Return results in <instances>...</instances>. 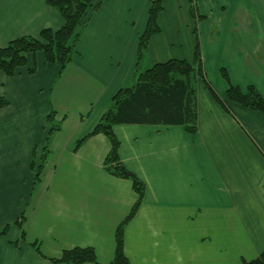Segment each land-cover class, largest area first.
<instances>
[{
	"label": "crops",
	"instance_id": "0c3cea01",
	"mask_svg": "<svg viewBox=\"0 0 264 264\" xmlns=\"http://www.w3.org/2000/svg\"><path fill=\"white\" fill-rule=\"evenodd\" d=\"M149 3L102 0L61 74L40 52L13 77L0 74V229L10 226L0 264H55L76 248L93 250L85 264L112 263L137 197L130 180L105 171L108 139L84 138L138 73L192 64L196 47L205 82L195 80V134L113 126L120 162L145 187L123 252L129 264H242L264 252V113L225 97L229 85L252 86L264 99V0H163L137 65ZM62 25L46 0H0V48ZM50 114L57 130L47 141ZM22 215L23 239L13 225Z\"/></svg>",
	"mask_w": 264,
	"mask_h": 264
},
{
	"label": "trees",
	"instance_id": "16d2710c",
	"mask_svg": "<svg viewBox=\"0 0 264 264\" xmlns=\"http://www.w3.org/2000/svg\"><path fill=\"white\" fill-rule=\"evenodd\" d=\"M162 1L150 0L146 29L138 42L137 65H139L147 49L149 40L159 31L156 26V19L162 11ZM101 3L102 0L97 2L96 0H46V4L54 9L63 20L62 27L58 30H42L37 38L22 37L11 41L6 47L0 48V74L13 77L20 69L26 67L28 55L39 52L43 54L47 64L57 65L59 74H61L76 55L75 48L80 34L87 26L93 13L100 8ZM191 13L193 14V10ZM200 61V53L196 47L192 64L185 61L169 60L154 65L144 73H138L130 87L119 90L113 96L110 107L103 114L99 123L84 138L101 134L108 139L110 151L104 160V169L111 176L130 180L137 197L130 214L115 232L116 248L111 264H129L123 252V227L135 215L145 193L144 184L128 172L120 162L118 156L120 144L113 133V126H181L189 134H195V80L197 76L199 78L203 76L199 68ZM221 76L228 82L224 70H221ZM206 87L216 101L221 104L210 86L206 84ZM225 97L228 101L243 108L264 113V99L252 86L241 91L229 85ZM7 105L8 102L0 96V108ZM48 123L50 127L47 141L51 134L57 130L53 126V114L48 117ZM84 139L76 144L75 151ZM44 159L45 155L42 156L41 163L44 162ZM40 167L41 165L36 171V180L39 178ZM22 224L23 215L13 224L20 230L21 239L24 238ZM9 229V225L1 228L0 238L4 237ZM35 249L39 253L37 245ZM51 261L55 264H85L95 263L96 259L92 249L76 248L62 252L58 259ZM242 264H264V252L254 260Z\"/></svg>",
	"mask_w": 264,
	"mask_h": 264
},
{
	"label": "rangeland",
	"instance_id": "374dc122",
	"mask_svg": "<svg viewBox=\"0 0 264 264\" xmlns=\"http://www.w3.org/2000/svg\"><path fill=\"white\" fill-rule=\"evenodd\" d=\"M199 68H200V72L202 73V75H203V71H202V65H201V61H200V64H199ZM198 69V68H197ZM227 74V73H226ZM198 77V76H197ZM228 77V76H227ZM199 78V77H198ZM199 79H201V80H203L204 81V75L202 76V78H199ZM221 80L224 82V80H223V77L221 78ZM205 82V81H204Z\"/></svg>",
	"mask_w": 264,
	"mask_h": 264
}]
</instances>
